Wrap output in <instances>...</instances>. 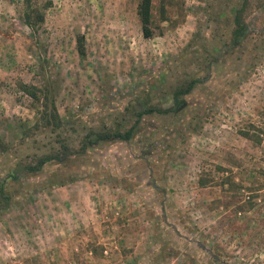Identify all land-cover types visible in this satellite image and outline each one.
<instances>
[{"label":"rangeland","instance_id":"1","mask_svg":"<svg viewBox=\"0 0 264 264\" xmlns=\"http://www.w3.org/2000/svg\"><path fill=\"white\" fill-rule=\"evenodd\" d=\"M33 4L0 0V264H264V0H153L149 39L138 0Z\"/></svg>","mask_w":264,"mask_h":264},{"label":"trees","instance_id":"2","mask_svg":"<svg viewBox=\"0 0 264 264\" xmlns=\"http://www.w3.org/2000/svg\"><path fill=\"white\" fill-rule=\"evenodd\" d=\"M24 5V23L29 28H34L36 25H40L44 21V14L42 13V7L33 4V0H22ZM49 6V3H48ZM43 8H46L43 7ZM153 0H138V6H137V16L140 22L141 26V32L144 38L149 39L153 37V30L152 26L154 24V18H153ZM163 15V11L161 12ZM238 15H236L235 23L236 28L233 29L232 33V40L233 42H238L242 37H244V27L242 24L239 23ZM162 21H164V18L162 17ZM79 51L80 53H83V49L81 46V43L79 45ZM197 81L192 80L190 81L185 88L180 89L174 93L175 98V105L176 107H179V98L182 96L189 95L193 89L196 87ZM22 90L27 94L34 103L38 104L40 102V94L44 93V90L35 86H27L22 85ZM183 104V103H182ZM151 113L150 110L144 111L143 113H140L138 116H142L145 114ZM52 114L53 119L57 120L58 114L55 109V106L53 105L52 108ZM133 135V129H130L126 131L124 134L121 133H114L113 135H98V137L95 140L89 141L88 143L83 146V149L90 148L92 146H96L99 142L104 140H113V139H119L123 141L130 140ZM245 137H247L246 134H244ZM57 155H42L35 159L34 164L27 165L26 171L28 173H38L41 171L43 166L48 164L49 162L57 159ZM59 159V158H58ZM259 176L262 178L261 180L264 181V170L261 169L259 171ZM202 186H204L203 181L201 182Z\"/></svg>","mask_w":264,"mask_h":264}]
</instances>
